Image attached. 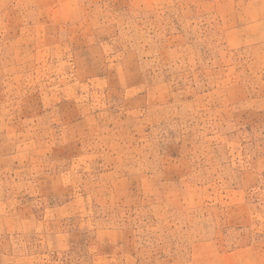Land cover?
<instances>
[{
  "label": "rangeland",
  "instance_id": "obj_1",
  "mask_svg": "<svg viewBox=\"0 0 264 264\" xmlns=\"http://www.w3.org/2000/svg\"><path fill=\"white\" fill-rule=\"evenodd\" d=\"M0 264H264V0H0Z\"/></svg>",
  "mask_w": 264,
  "mask_h": 264
},
{
  "label": "clouds",
  "instance_id": "obj_2",
  "mask_svg": "<svg viewBox=\"0 0 264 264\" xmlns=\"http://www.w3.org/2000/svg\"><path fill=\"white\" fill-rule=\"evenodd\" d=\"M65 7H70V6H65Z\"/></svg>",
  "mask_w": 264,
  "mask_h": 264
}]
</instances>
